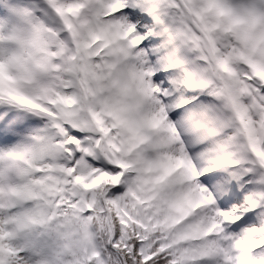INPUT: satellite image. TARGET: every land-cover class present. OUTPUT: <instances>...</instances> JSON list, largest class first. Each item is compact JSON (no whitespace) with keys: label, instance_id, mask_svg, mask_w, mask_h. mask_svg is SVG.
Returning <instances> with one entry per match:
<instances>
[{"label":"snow or ice","instance_id":"obj_1","mask_svg":"<svg viewBox=\"0 0 264 264\" xmlns=\"http://www.w3.org/2000/svg\"><path fill=\"white\" fill-rule=\"evenodd\" d=\"M0 264H264V0H0Z\"/></svg>","mask_w":264,"mask_h":264}]
</instances>
